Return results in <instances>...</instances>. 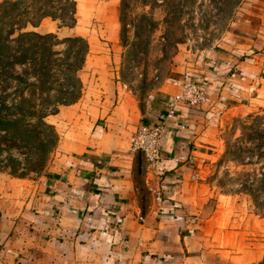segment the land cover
<instances>
[{"label":"rangeland","instance_id":"1","mask_svg":"<svg viewBox=\"0 0 264 264\" xmlns=\"http://www.w3.org/2000/svg\"><path fill=\"white\" fill-rule=\"evenodd\" d=\"M147 1L143 6L142 0H135L131 28H121V0H76L72 29L58 30L50 19L37 30L28 28L60 40L77 36L87 42L88 54L78 72L81 98L48 118L58 138L42 167L32 127L26 140L18 127L12 138L0 131V175L39 183L56 175L66 157L87 145L96 119L106 138L130 148L157 89L175 82L179 88L183 81L204 87L216 82L219 88L204 109L218 108L220 91L230 94L224 93L228 100L219 116H213L217 123L211 130L212 142L198 168L193 230L211 234L213 243L223 249L256 260L264 253V85L257 90L255 78L248 77L252 82L241 86L243 78L225 83L206 74L219 76L228 65L216 67L212 58L217 55L231 54L239 61L251 57V49L244 46L253 38L242 30L264 28V0H158L155 7ZM259 53L258 62L264 64V45ZM137 155L139 176L155 168Z\"/></svg>","mask_w":264,"mask_h":264},{"label":"crops","instance_id":"2","mask_svg":"<svg viewBox=\"0 0 264 264\" xmlns=\"http://www.w3.org/2000/svg\"><path fill=\"white\" fill-rule=\"evenodd\" d=\"M242 31L253 38L244 46L253 53L251 63L231 54L212 59L245 75L206 76L225 83L243 78L241 86L255 78L261 88L264 28ZM212 83L209 90H218ZM177 90L178 82L156 90L143 111L144 125L161 123ZM224 93L215 110H176L160 147L162 162L143 175L136 171L137 152L106 138L98 119L87 145L66 157L56 175L41 183L0 175V264H264V253L252 261L193 230L198 168L212 142L213 116L228 100Z\"/></svg>","mask_w":264,"mask_h":264},{"label":"trees","instance_id":"3","mask_svg":"<svg viewBox=\"0 0 264 264\" xmlns=\"http://www.w3.org/2000/svg\"><path fill=\"white\" fill-rule=\"evenodd\" d=\"M157 1L149 3L155 7ZM147 2L142 0L140 4L144 6ZM134 3L135 0H121V28L132 27L130 16ZM76 6V0H4L0 3V131L10 138L18 127L26 140L30 134L28 128L32 127L42 155L40 167L58 138L48 118L81 98L78 72L84 66L88 44L81 37L60 40L55 34H40L28 28H38L42 21L50 19L57 23L58 30L72 29L76 25ZM61 45L65 46L64 50H55ZM246 61L251 63L252 59ZM207 63L215 67L213 62ZM232 67L226 65L218 74L245 75L243 70ZM205 92L216 93L208 86ZM171 124L174 121L168 122Z\"/></svg>","mask_w":264,"mask_h":264},{"label":"built area","instance_id":"4","mask_svg":"<svg viewBox=\"0 0 264 264\" xmlns=\"http://www.w3.org/2000/svg\"><path fill=\"white\" fill-rule=\"evenodd\" d=\"M211 103L210 96L205 92L204 85L183 81L167 104L158 125H141L130 140V150L141 153L147 162L152 165L162 162L160 142L165 136V130L169 128L168 122L176 116V110L181 107L187 111L204 109Z\"/></svg>","mask_w":264,"mask_h":264}]
</instances>
